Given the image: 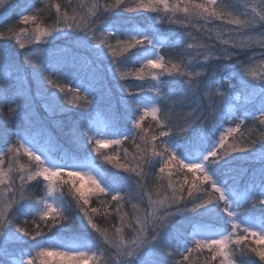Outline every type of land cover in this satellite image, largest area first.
Listing matches in <instances>:
<instances>
[{
    "label": "snow or ice",
    "instance_id": "snow-or-ice-1",
    "mask_svg": "<svg viewBox=\"0 0 264 264\" xmlns=\"http://www.w3.org/2000/svg\"><path fill=\"white\" fill-rule=\"evenodd\" d=\"M0 17L22 58L0 50V264H264V0H0ZM101 69L151 83L113 103Z\"/></svg>",
    "mask_w": 264,
    "mask_h": 264
},
{
    "label": "trees",
    "instance_id": "trees-1",
    "mask_svg": "<svg viewBox=\"0 0 264 264\" xmlns=\"http://www.w3.org/2000/svg\"><path fill=\"white\" fill-rule=\"evenodd\" d=\"M86 2L91 3L92 0H86ZM129 2L130 3H134L135 0H129ZM248 3H249L250 7L253 6V5H257L258 6L259 3H260V0H248ZM125 15H128V14H125ZM155 15L156 14H154V13H145L143 16L137 18L134 21V23H136L141 28L146 27L149 24H151L153 21L150 20V19H145V17H154ZM113 19H115V18H113ZM12 22H14V20L13 21H9V23H12ZM51 22H52L51 19H49L47 21V23H51ZM121 23H123V21H121ZM193 32H194V34L199 35L198 33H195L194 30H193ZM75 35L76 34H72L68 38H64V39L58 40V42H59V44L65 46V47L71 48L72 45H73V42H74ZM214 39H215V37H214ZM10 43H11V41L7 42V43H5L3 41H0V50L6 51V53L9 56H11L13 59H15L19 63L22 58L20 56H18V55H15L16 51L13 49V46H11ZM165 51H166L167 54H175L177 49L165 50ZM232 63H234V61ZM123 70L124 71H131L132 69H131V67H129V68H126V69H123ZM117 81H118V83H117ZM117 81L111 80V78L108 76V74L105 73L103 71V69H101V83H100L99 86H102V89L99 91L98 96H103L105 98H110L112 100V102L115 103V101H116V99L118 98V95H119L118 84L125 85L127 87L132 88V89H135L141 83H145V84L151 83L150 80L146 81V82H142V81H137V80L132 79V78H129L127 80H119V78H117ZM3 86H4L3 82L0 81V87H3ZM53 90L54 89H50V91H53ZM33 92H35V87L34 86H33ZM41 104H42V101L41 102H37L36 100L34 101V112L37 114V116L39 118H44L45 117V112H44L43 107H42ZM105 108H106V101L102 102L100 104L101 111H103ZM7 111H8L7 108H5L4 109L5 115L3 116V119L8 121V125H7L8 130L14 132V131H16V129L13 126L12 118L7 115ZM80 111H83V109H81ZM75 112H76V110L73 111V117H72L73 119L76 118ZM33 118L35 119L36 116H34ZM67 120H68V117L66 115H56V116L47 118L46 123L49 125V127L52 129V131L54 133H56V128H55V126L53 124V121H64L66 123ZM227 126L228 125H225V127H227ZM236 135H239V134H236ZM255 135L256 134L253 133V136H255ZM126 144H127V142H126ZM127 147H128L130 152L133 151L132 145L127 144ZM104 151L111 152V149L110 148L109 149H104ZM98 163H100L103 167H109L108 165H104L102 161H98ZM152 192H153V195H154V193H155V189L154 188L152 189ZM135 202L136 201L134 200L133 203H135ZM145 203H146V198H145ZM141 207H143V205H141ZM125 211L131 213V211H132L131 204L126 205ZM96 220L99 223L101 228L109 226V225L105 224V222H104L102 217L97 216Z\"/></svg>",
    "mask_w": 264,
    "mask_h": 264
},
{
    "label": "rangeland",
    "instance_id": "rangeland-1",
    "mask_svg": "<svg viewBox=\"0 0 264 264\" xmlns=\"http://www.w3.org/2000/svg\"><path fill=\"white\" fill-rule=\"evenodd\" d=\"M247 2H248V0H247ZM0 19H3V17H0ZM15 17L13 18V20L15 21ZM10 42V41H9ZM10 45L11 46H13L14 45V42H11L10 43ZM55 47H65V46H63V45H61V44H59V42H58V40L55 42V45H54ZM29 47H31V46H29ZM13 49L17 52L18 51V48L17 47H15V46H13ZM259 51V49H257V52ZM15 52V53H16ZM257 60H259V57H257ZM99 89L101 90L102 89V86H99ZM118 92H119V89H118ZM37 102H41L42 100H39V99H37L36 100ZM42 103H43V101H42ZM42 105V104H41ZM44 110V109H43Z\"/></svg>",
    "mask_w": 264,
    "mask_h": 264
}]
</instances>
